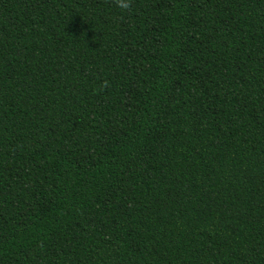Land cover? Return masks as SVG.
I'll return each instance as SVG.
<instances>
[{"label":"trees","instance_id":"obj_1","mask_svg":"<svg viewBox=\"0 0 264 264\" xmlns=\"http://www.w3.org/2000/svg\"><path fill=\"white\" fill-rule=\"evenodd\" d=\"M0 264H264V0H0Z\"/></svg>","mask_w":264,"mask_h":264},{"label":"clouds","instance_id":"obj_2","mask_svg":"<svg viewBox=\"0 0 264 264\" xmlns=\"http://www.w3.org/2000/svg\"><path fill=\"white\" fill-rule=\"evenodd\" d=\"M116 4L121 10H128L130 7V0H116Z\"/></svg>","mask_w":264,"mask_h":264}]
</instances>
